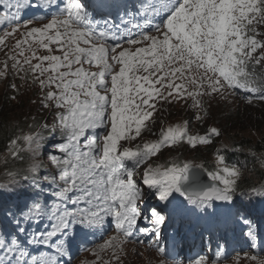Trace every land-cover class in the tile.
Masks as SVG:
<instances>
[{
  "label": "snow or ice",
  "instance_id": "1",
  "mask_svg": "<svg viewBox=\"0 0 264 264\" xmlns=\"http://www.w3.org/2000/svg\"><path fill=\"white\" fill-rule=\"evenodd\" d=\"M62 5L38 27L30 26L31 20L20 23V4L16 14L0 16V23L14 24L0 35V45L6 47V37L25 29L15 40L18 55L8 59L18 74H32L43 107L55 109L51 127L60 140L53 145L56 154H49L54 172L43 176L40 132L8 140L7 156L22 159L20 153L27 150L32 162L23 176L6 171L0 201L6 193L32 192L23 203L6 209L0 220V264H65L62 258L76 237L103 225L105 217L130 238L145 189L160 201L179 193L202 210L213 200L232 201L242 172L236 165L221 167L225 157L219 149L216 171L208 173L218 184L200 183L196 170L202 165L177 161L148 164L140 181L136 179L137 169L160 149L185 140L193 148L210 144L221 134L216 127L190 136L185 121L184 126L162 128L157 140L134 148L124 144L150 131L158 100L191 98L198 110L203 109L201 97L218 94L223 99L226 92L264 100V71L257 72L264 64V39L257 38L264 35L257 30L264 25V0H99L91 12L85 0H62ZM25 45L31 56L25 55ZM53 45L60 55L52 54ZM37 49L48 54L39 55ZM7 69L5 61L0 77ZM196 119L203 116L197 114ZM257 159L264 167V154ZM250 192L264 195V184ZM152 216L158 235L164 217L155 209ZM45 218L48 226L41 228ZM120 243L113 236L98 247H113V258L118 259L115 249ZM251 259L264 264V258ZM204 261L200 257L194 264Z\"/></svg>",
  "mask_w": 264,
  "mask_h": 264
},
{
  "label": "rangeland",
  "instance_id": "2",
  "mask_svg": "<svg viewBox=\"0 0 264 264\" xmlns=\"http://www.w3.org/2000/svg\"><path fill=\"white\" fill-rule=\"evenodd\" d=\"M33 26L38 27L39 25H33ZM22 31H25V29H21L17 33L13 34V36L6 37L5 43H8L6 47L0 45V70L3 69L5 61L7 62L8 65L6 75L4 77H0V100L2 98L1 94L4 92V89L6 90V88L7 89L12 88V85L20 87L19 88L20 92L15 94L14 98L12 99L13 100L12 104L6 105V108L9 109L7 112H11L9 116H12V121L10 122L11 126L17 124V121H19L17 117L33 118L34 116L44 115L43 113H45L46 121H50L54 119V117H51L50 115L54 116V112H55L54 109L50 110L48 108L43 107V105L41 104L40 102L42 95L41 90L37 83L32 82V74L30 72L27 73L26 75L25 73L18 74L16 71L12 70L11 68L13 61L11 59H8L10 55L7 53V51L10 48H15V46H13L15 44V40L22 38L20 34ZM1 35H4V33ZM2 51H4L3 58H2ZM25 55L29 56L26 53ZM34 62L36 63V61L32 60V63ZM25 68L27 69V66H25ZM21 76H24L25 78H21ZM26 81L30 82L29 84L30 88H28L24 94L23 83H25ZM227 93L228 92L224 94L223 99L221 98L220 95L217 94L219 104H222L225 98H228ZM231 96L233 95L231 94ZM180 100L178 101L173 100L174 104L169 105L166 108L167 111L163 115L159 113H156L154 115L153 119H154L155 128L151 127L150 131L143 132L141 137H138L135 141L131 143H125L124 146L134 148L136 144L142 145L145 142V140L153 141L154 134L156 132L155 130L157 128L161 130L162 128L166 129L169 126H174V125L184 126V119L180 116L179 111L176 108V105L180 102ZM229 100L232 101V99ZM172 105L174 107H171ZM214 108H216L217 110L219 108V105L215 106ZM204 109L206 108L203 107V109L198 110L196 108L193 109L191 107H186L185 109L190 113H197L203 116L202 119L203 121L198 123L199 130H203V128L208 129L206 126L203 125V123L207 121H211L215 123L219 121V119H216V117L210 118L209 116H211V112H209L208 110H207V115H204ZM43 137H44L43 140L44 147L41 149V154L38 158L42 165L40 170L41 176L54 172V166L49 160V154L54 153L53 145L57 143L54 141L55 135L47 136V137L43 136ZM21 146L23 147L22 141H21ZM218 149L220 150L219 155H221L220 153L221 149L218 147V145L213 147V149H210L209 147H203L200 149L201 155L198 156L195 155L194 153H188V158L190 157L191 158L186 159L185 161H180L182 156L177 155V153L173 151L168 152L166 150V155L164 159H161L159 161L156 158L151 157L146 162L145 165H142L139 169H137L136 179L138 182L140 181L143 173V168L146 167L148 164H151L153 166L156 165L164 166L169 161H177V162H181V164L184 162H190L194 165H203L205 162L204 160L201 159L202 154L208 152L209 150H213V152L216 153L217 155ZM216 155L213 154L212 158L206 157V163L209 164V168L211 169L210 172L216 171V167H217ZM20 156L22 157V159H13L7 156L6 153L0 155V184H3L8 180L6 171L10 170V167H13L14 163L17 161L21 162L20 167L22 168V170H17V169L16 170L19 171L21 176L26 174V170L29 164L32 162V154L31 152L25 150L20 153ZM165 160H167L168 162H166ZM223 166H225V164L221 165V167ZM220 186L222 187V185ZM251 188L253 187H250L243 191H238L236 189V192L233 193L232 201L213 200L211 202V206L203 210L195 205L189 204L184 197L180 196L179 193H173V195L170 196L168 200L160 201L155 195H148V190L145 189V197L142 201H138V208L140 210H145L147 209L146 207H149V209L154 208L160 211L161 213H164L165 221H162L160 223L161 224L160 229H162V233L164 232L163 229L165 228L166 222L168 225L167 218H169L171 215L174 217L175 215H179V214H184L187 217L200 216L203 218H213L217 222L227 221L234 226V221L236 217L240 214V211H242L243 212L242 215H245V217L240 222V224L242 225L245 224V221H247V219H251L255 221L257 224L259 221L261 222L264 221V195L259 193H251L250 192ZM18 194L19 191H17L15 194L6 193L3 200L0 201V208L2 209L4 206L6 207L11 205ZM146 215H149L150 217L153 218V216L150 214L149 211L147 212ZM44 223H45V227H47L48 226L47 218L45 219ZM113 236H117V235L114 233L109 234L108 232V234L104 238L102 237L94 246L90 247V249L85 248L82 254H77L73 258V260L70 261L68 264H177V263H172L167 258L161 257L155 248L149 246L146 247L144 245H139V244H132L124 240L120 236H117L119 241L121 242L120 246L119 248L115 249V255L118 257V259H114L113 247H108L104 249L98 247L99 245H102L106 240H109ZM253 256H256L258 258H264V254L257 255V254H252L250 252H241L238 254H233L232 256L229 257L228 260L222 261L217 264H257V261L251 259V257ZM204 264H211V263L205 261Z\"/></svg>",
  "mask_w": 264,
  "mask_h": 264
},
{
  "label": "trees",
  "instance_id": "3",
  "mask_svg": "<svg viewBox=\"0 0 264 264\" xmlns=\"http://www.w3.org/2000/svg\"><path fill=\"white\" fill-rule=\"evenodd\" d=\"M264 71L259 66L257 72ZM12 99L7 93L2 95L0 100V152L6 150L8 140L16 135H20L24 130L37 131L41 124L40 119L21 118L17 124L10 125L12 116L6 105H11ZM251 106H238L235 110L227 108L222 111L224 135L223 141L229 145L233 151L223 150L226 163L242 162L244 165L243 176L239 179V188H248L264 184V167L257 157L264 154V100L252 98ZM6 109V110H5ZM30 120V121H29ZM237 146L242 149L237 151ZM250 153H255V156ZM43 200V197H41Z\"/></svg>",
  "mask_w": 264,
  "mask_h": 264
},
{
  "label": "water",
  "instance_id": "4",
  "mask_svg": "<svg viewBox=\"0 0 264 264\" xmlns=\"http://www.w3.org/2000/svg\"><path fill=\"white\" fill-rule=\"evenodd\" d=\"M197 172H198V170H196ZM198 174H199V179H201V180H203V181H205L206 180V178H205V176H204V174L201 172H198Z\"/></svg>",
  "mask_w": 264,
  "mask_h": 264
}]
</instances>
